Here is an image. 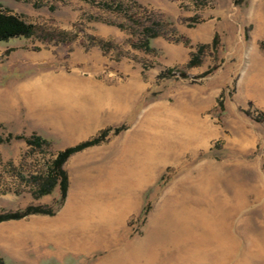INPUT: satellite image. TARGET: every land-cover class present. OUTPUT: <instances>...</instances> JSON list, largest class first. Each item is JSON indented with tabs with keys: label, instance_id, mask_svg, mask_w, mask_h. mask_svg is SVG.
<instances>
[{
	"label": "rangeland",
	"instance_id": "374dc122",
	"mask_svg": "<svg viewBox=\"0 0 264 264\" xmlns=\"http://www.w3.org/2000/svg\"><path fill=\"white\" fill-rule=\"evenodd\" d=\"M0 12L36 27L0 42V215L55 212L0 223L4 264H264V0ZM80 188L95 220L62 225Z\"/></svg>",
	"mask_w": 264,
	"mask_h": 264
},
{
	"label": "trees",
	"instance_id": "16d2710c",
	"mask_svg": "<svg viewBox=\"0 0 264 264\" xmlns=\"http://www.w3.org/2000/svg\"><path fill=\"white\" fill-rule=\"evenodd\" d=\"M244 0H237V3H241ZM147 33L150 30L146 31ZM36 34V27L32 24L27 23L25 20L21 19L18 16L12 14H6L0 12V42H7L11 39L15 38H31ZM149 36V34H147ZM159 34L153 33L149 37H147L146 42L149 39L156 38ZM148 43V42H147ZM18 139H23L22 137H18ZM27 143L31 146L39 147L43 140L39 137H34L32 139H27ZM96 141V140H95ZM95 141L87 142L81 145H77L75 147H71L66 149L64 152H61L57 159L54 162V175L55 179L49 186L45 187L42 191V195L50 194L53 188L57 185V182L60 180V189H61V199L64 201L67 193V178L63 172L62 165L63 163L73 154L80 151L81 149L92 145ZM62 202L60 205H62ZM55 215L54 211L46 210L41 207L29 206L23 211H19L16 213H7L0 215V223L12 221V220H20L30 215ZM0 264H4L0 259Z\"/></svg>",
	"mask_w": 264,
	"mask_h": 264
},
{
	"label": "bare ground",
	"instance_id": "6f19581e",
	"mask_svg": "<svg viewBox=\"0 0 264 264\" xmlns=\"http://www.w3.org/2000/svg\"><path fill=\"white\" fill-rule=\"evenodd\" d=\"M59 80V79H58ZM53 81V79H52ZM64 81V80H62ZM56 82V81H55ZM65 82V81H64ZM39 83V82H38ZM57 83V82H56ZM46 84V82L44 83ZM52 84V83H51ZM51 84H47V85H51ZM41 85V84H39ZM37 85V86H39ZM54 85V84H53ZM33 87V86H32ZM35 87V86H34ZM189 124V123H188ZM186 125V124H184ZM187 129V128H186ZM192 130V128H191ZM197 132V130H196ZM194 133V132H193ZM187 136V135H186ZM147 142V141H146ZM142 144V143H141ZM147 144V143H146ZM150 147V146H149ZM149 153V152H148ZM146 156V155H145ZM144 157V156H143ZM144 159H147V158H144ZM86 176V175H85ZM79 181V180H78ZM81 181V179H80ZM79 181V182H80ZM78 182V183H79ZM84 182V181H83ZM85 182H88V180H85ZM90 188V187H89ZM81 189V188H80ZM91 193L93 194L95 192L94 189H85V188H82L81 190H79L76 194H73L72 195V198L69 202V205H68V209L67 211L64 213V215L62 216V222L63 224L62 225H73V223H76L75 220H77L76 218H79V217H85V218H89L88 222L89 221H92V220H95V215L94 213H96L95 211V207L93 206V204H90V201L89 199L90 198H87L85 195L87 193ZM89 196V195H87ZM94 203V201H93ZM98 209V208H97ZM98 211V210H97ZM92 214H91V213ZM104 214V213H103ZM99 219V218H98ZM83 220V219H82Z\"/></svg>",
	"mask_w": 264,
	"mask_h": 264
},
{
	"label": "crops",
	"instance_id": "0c3cea01",
	"mask_svg": "<svg viewBox=\"0 0 264 264\" xmlns=\"http://www.w3.org/2000/svg\"><path fill=\"white\" fill-rule=\"evenodd\" d=\"M144 3V1H142ZM146 3V2H145Z\"/></svg>",
	"mask_w": 264,
	"mask_h": 264
}]
</instances>
